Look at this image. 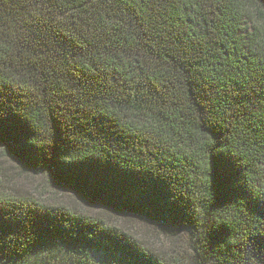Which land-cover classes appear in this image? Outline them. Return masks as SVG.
I'll list each match as a JSON object with an SVG mask.
<instances>
[{"label": "trees", "instance_id": "16d2710c", "mask_svg": "<svg viewBox=\"0 0 264 264\" xmlns=\"http://www.w3.org/2000/svg\"><path fill=\"white\" fill-rule=\"evenodd\" d=\"M0 146L120 216L0 168V264H264V0H0Z\"/></svg>", "mask_w": 264, "mask_h": 264}, {"label": "rangeland", "instance_id": "374dc122", "mask_svg": "<svg viewBox=\"0 0 264 264\" xmlns=\"http://www.w3.org/2000/svg\"><path fill=\"white\" fill-rule=\"evenodd\" d=\"M8 154L7 148L0 146V168L7 169L13 173V177L21 178L23 188L27 189L28 193L36 200L48 205L65 204L74 207L79 211L87 213L98 214L104 218L120 217L113 211L111 206L105 204L92 203L86 205V202L76 195L72 189H64L57 185L53 186L49 180L48 175L37 174L33 175L24 170L21 163L12 159ZM26 172V173H25ZM19 185H15L18 189ZM86 212V211H85ZM119 222V223H118ZM121 219H117V225L120 224ZM129 226L131 230L138 234L141 239L144 237L154 243V246L160 248L166 254L175 258L177 262L188 264L191 258V250L189 249L187 236L185 234L177 237H165V232L157 225L145 224L139 220L129 219L123 224V227ZM37 264H68L65 261H60V258L43 257Z\"/></svg>", "mask_w": 264, "mask_h": 264}]
</instances>
